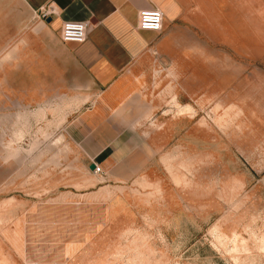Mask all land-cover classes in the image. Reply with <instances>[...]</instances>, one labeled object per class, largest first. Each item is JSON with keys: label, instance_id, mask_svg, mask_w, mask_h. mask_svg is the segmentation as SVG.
I'll return each instance as SVG.
<instances>
[{"label": "rangeland", "instance_id": "1", "mask_svg": "<svg viewBox=\"0 0 264 264\" xmlns=\"http://www.w3.org/2000/svg\"><path fill=\"white\" fill-rule=\"evenodd\" d=\"M176 3L129 152L89 159L79 92L0 120V264H264V0Z\"/></svg>", "mask_w": 264, "mask_h": 264}, {"label": "crops", "instance_id": "2", "mask_svg": "<svg viewBox=\"0 0 264 264\" xmlns=\"http://www.w3.org/2000/svg\"><path fill=\"white\" fill-rule=\"evenodd\" d=\"M154 7L163 13L161 31L139 29V11ZM44 10L52 12L41 18ZM181 14L176 0H0L1 122L13 106L20 121L27 102L79 92L92 106L75 117V140L89 159L129 152L139 142L122 133L140 130L146 118L137 70L175 40ZM66 20L88 21L83 42L61 40Z\"/></svg>", "mask_w": 264, "mask_h": 264}, {"label": "built area", "instance_id": "3", "mask_svg": "<svg viewBox=\"0 0 264 264\" xmlns=\"http://www.w3.org/2000/svg\"><path fill=\"white\" fill-rule=\"evenodd\" d=\"M51 11L44 10L42 16L46 17ZM163 13L159 8H145L139 11L138 27L142 30L159 32L162 29ZM88 31V21L66 20L60 29V38L64 42H83ZM100 168L96 165L95 171Z\"/></svg>", "mask_w": 264, "mask_h": 264}, {"label": "water", "instance_id": "4", "mask_svg": "<svg viewBox=\"0 0 264 264\" xmlns=\"http://www.w3.org/2000/svg\"><path fill=\"white\" fill-rule=\"evenodd\" d=\"M95 166H96V164H95L94 162L91 163V164L89 165L90 170H94V169H95Z\"/></svg>", "mask_w": 264, "mask_h": 264}]
</instances>
